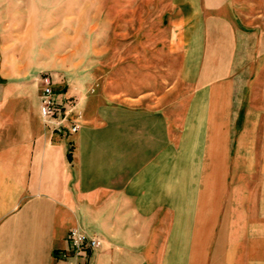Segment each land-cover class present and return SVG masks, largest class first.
I'll return each mask as SVG.
<instances>
[{
  "label": "crops",
  "instance_id": "obj_1",
  "mask_svg": "<svg viewBox=\"0 0 264 264\" xmlns=\"http://www.w3.org/2000/svg\"><path fill=\"white\" fill-rule=\"evenodd\" d=\"M183 5L118 65L0 62V264H264V0ZM72 227L99 246L54 258Z\"/></svg>",
  "mask_w": 264,
  "mask_h": 264
},
{
  "label": "rangeland",
  "instance_id": "obj_2",
  "mask_svg": "<svg viewBox=\"0 0 264 264\" xmlns=\"http://www.w3.org/2000/svg\"><path fill=\"white\" fill-rule=\"evenodd\" d=\"M184 1L0 0V62L6 72L57 69L67 77L118 65L136 34L169 31Z\"/></svg>",
  "mask_w": 264,
  "mask_h": 264
},
{
  "label": "built area",
  "instance_id": "obj_3",
  "mask_svg": "<svg viewBox=\"0 0 264 264\" xmlns=\"http://www.w3.org/2000/svg\"><path fill=\"white\" fill-rule=\"evenodd\" d=\"M40 86L38 96L39 113L44 123H53L55 127H59L65 116V111L62 105L57 102L53 95V77L50 73L41 72L37 76ZM78 128L77 123L70 126V131H75ZM66 240L68 244L67 252L56 251L54 258L71 257L77 259L85 254L87 250L95 249L99 246L100 241L96 237L87 236L83 231L72 227L66 233ZM66 264H78L76 260Z\"/></svg>",
  "mask_w": 264,
  "mask_h": 264
}]
</instances>
